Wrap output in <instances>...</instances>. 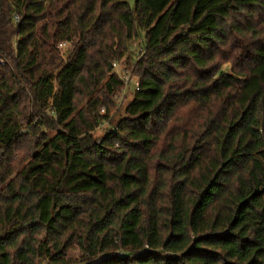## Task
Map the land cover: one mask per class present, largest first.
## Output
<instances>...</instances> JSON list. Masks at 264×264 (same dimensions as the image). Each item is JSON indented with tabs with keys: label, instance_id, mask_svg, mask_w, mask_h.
Instances as JSON below:
<instances>
[{
	"label": "trees",
	"instance_id": "trees-1",
	"mask_svg": "<svg viewBox=\"0 0 264 264\" xmlns=\"http://www.w3.org/2000/svg\"><path fill=\"white\" fill-rule=\"evenodd\" d=\"M195 4L0 0V264H264V0Z\"/></svg>",
	"mask_w": 264,
	"mask_h": 264
},
{
	"label": "rangeland",
	"instance_id": "rangeland-1",
	"mask_svg": "<svg viewBox=\"0 0 264 264\" xmlns=\"http://www.w3.org/2000/svg\"><path fill=\"white\" fill-rule=\"evenodd\" d=\"M197 0H172V5H174L173 9V17L171 19V29L179 27L184 22H186L189 17L192 15L195 3ZM130 4L134 5V0H129ZM143 40L141 38L136 39L131 44V49L129 53H127L126 57L119 61L118 63L114 64V72L117 73V75H121V77L125 80V84L120 88L119 91H117L116 95L112 97L114 103H113V113L115 117H118L123 113L124 108L128 102V100L131 97L132 92L135 91V83L138 80L137 77H132L130 72L134 62L136 60V57L139 56L141 47H142ZM74 45L73 43H70L66 46V48L62 49L60 52L61 56L64 59H68L69 54L73 50ZM133 59H132V58ZM109 97V96H108ZM102 98L106 99V95L102 94ZM111 98V96H110ZM104 110H102V113ZM109 125V122H105L104 125H102L99 129L96 130V134L101 136L104 134L105 128ZM110 126V125H109ZM108 126V127H109ZM78 251L75 250L74 252H71V254H77Z\"/></svg>",
	"mask_w": 264,
	"mask_h": 264
},
{
	"label": "built area",
	"instance_id": "built-area-1",
	"mask_svg": "<svg viewBox=\"0 0 264 264\" xmlns=\"http://www.w3.org/2000/svg\"><path fill=\"white\" fill-rule=\"evenodd\" d=\"M14 20L16 23H18L20 21L19 15H15ZM68 45V43L66 42H61L58 46V48L60 49V51H62V49L66 48V46ZM4 60L0 58V64H4ZM139 87V81L137 80L135 83V88L137 89Z\"/></svg>",
	"mask_w": 264,
	"mask_h": 264
}]
</instances>
